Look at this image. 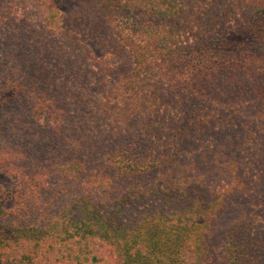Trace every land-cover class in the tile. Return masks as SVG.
<instances>
[{"label": "trees", "instance_id": "obj_1", "mask_svg": "<svg viewBox=\"0 0 264 264\" xmlns=\"http://www.w3.org/2000/svg\"><path fill=\"white\" fill-rule=\"evenodd\" d=\"M28 1L0 0V264H264V0Z\"/></svg>", "mask_w": 264, "mask_h": 264}, {"label": "rangeland", "instance_id": "obj_2", "mask_svg": "<svg viewBox=\"0 0 264 264\" xmlns=\"http://www.w3.org/2000/svg\"><path fill=\"white\" fill-rule=\"evenodd\" d=\"M5 1V12L11 18L21 19L19 25H32L36 27V17L34 9L30 5V1L24 0H3ZM100 0H58L60 8L65 14L70 12L78 16L80 22H87L85 18V11L89 6ZM10 31L9 23L0 22V34L8 33ZM46 120V116H44ZM44 120V121H45ZM0 161V167H1ZM20 178V177H19ZM18 177L10 176L5 170L0 168V206L7 212H10L16 207V197L22 188L21 180ZM1 249V248H0ZM30 264V263H23Z\"/></svg>", "mask_w": 264, "mask_h": 264}]
</instances>
